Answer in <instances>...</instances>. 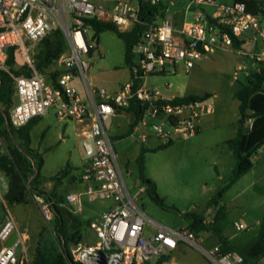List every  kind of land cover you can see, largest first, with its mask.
<instances>
[{
  "label": "built area",
  "instance_id": "obj_1",
  "mask_svg": "<svg viewBox=\"0 0 264 264\" xmlns=\"http://www.w3.org/2000/svg\"><path fill=\"white\" fill-rule=\"evenodd\" d=\"M140 0H0V70L9 72L8 53L11 48L20 51L30 63L35 47L51 32L60 29L67 50L57 59L63 71L56 84H51L33 65L32 74H11L16 103L9 111V122L20 128L31 120L53 110L66 122L87 123L81 148L83 157L79 180L85 184L80 192L66 195L65 205L73 214L81 213L85 200L107 201L109 204L91 220L89 228L95 235L88 246L78 245L71 250L72 259L80 264H177L171 253L180 245L200 248L212 264H243L236 252L223 253L217 245L201 248L194 232L187 228L174 230L152 223L154 232L147 233L151 222L137 203L145 190L138 186L132 196L124 171L118 161L109 134V120L126 112L133 100L144 108L136 122L132 137L140 143L155 137L167 144L198 135L202 117L214 112L207 100L173 103L157 87H147L150 76L191 70L198 62L217 51H233L241 57L252 58L264 64V11L253 13L243 2L222 3L219 0H188L184 13L192 12L190 19L181 22L175 18V1L145 0L150 5L163 4L164 14H156L133 48L132 72L142 84L135 89L130 78L115 92L95 87L88 80L91 50L97 49V38L85 20L115 25L121 31L130 30L139 22ZM192 9V10H191ZM235 40L241 42L236 47ZM249 50H245V45ZM34 50V51H33ZM244 69L239 66L235 79ZM78 81L86 91L81 97ZM35 198L39 199V196ZM51 219L50 204L42 208ZM236 231L246 230L243 223H235ZM18 226L11 211L6 209L0 227V241L5 243ZM27 239L19 237L11 245L0 248V264H31Z\"/></svg>",
  "mask_w": 264,
  "mask_h": 264
},
{
  "label": "rangeland",
  "instance_id": "obj_2",
  "mask_svg": "<svg viewBox=\"0 0 264 264\" xmlns=\"http://www.w3.org/2000/svg\"><path fill=\"white\" fill-rule=\"evenodd\" d=\"M219 1L233 2V0ZM174 3L178 6L179 1ZM191 16L192 12L185 14L183 10L177 12L174 18L181 22L185 17L190 19ZM48 39L51 43H55L54 35H50ZM249 48L247 44L244 49L249 50ZM64 49L67 50L66 42ZM43 51L44 45L41 41L30 56L29 63L20 51L15 50L13 69L18 70L25 65H33L36 68ZM124 56L123 40L110 31L101 33L97 49L89 58L91 67L88 75L95 76L93 81L96 85L117 88L130 79ZM242 61L247 65L244 69L248 73L243 76L245 79L262 68V65L255 63L252 58L241 57L233 51H217L198 62L189 71L179 68L175 73L147 79L146 85L160 86L169 96H203L209 93L211 97L207 102L214 109L212 114L202 117L201 135L191 139L176 140L165 149L145 153L144 175L157 184L158 195L163 200V206L154 202L146 192V184L141 182L145 190L138 196L137 203L149 219L174 230L182 228L190 230L192 219L185 217L187 213L202 215L207 222L214 220L216 209L210 201L216 191L227 184L236 164L233 153L227 148L225 141L235 137L238 130L239 102L234 93L239 85L243 84L241 80L244 78L236 80L234 73L237 66L243 64ZM60 69L54 61L45 66L41 73L49 80L55 81L61 72ZM45 121L51 124L49 129L43 131V124L40 122L31 132L32 148L40 151L45 161L41 171L40 187L47 191L45 185H53V190L47 192H55L57 195L55 201L60 202L61 207L70 211L64 199L70 186L75 184L79 188L81 186L77 182L83 157L81 138L76 136L78 131L75 122H70L67 130L65 123L57 119L53 110L49 111ZM63 136L66 138L64 141ZM158 142L161 141L152 138L147 144L153 147ZM128 145L130 148L125 156L124 149ZM113 146L124 171L129 191L135 196L138 187L135 186L134 181L138 178L139 171L130 153L133 146L130 140L113 141ZM253 161V168L224 193L221 199V205L225 207L227 213V221L222 223V230L237 246H243L254 239L257 241V246L264 245V236H259L264 217V149L257 153ZM45 204L49 203L40 197L28 204L11 208L19 232L27 239L31 261L35 258L40 234L54 235V214L51 219L44 216L42 208ZM108 204L107 201L85 200L82 212L73 214L84 223L80 228L84 240L78 244H70V251L78 245L84 247L94 241L95 235L87 222L90 218H97ZM235 223H243L247 227L246 230L236 231ZM151 226L152 223L148 222L147 230ZM19 232L15 230L9 241L18 239ZM196 239L204 249L218 245V239L212 231L203 230L198 233ZM171 259L178 264H212L200 248L186 244L174 250Z\"/></svg>",
  "mask_w": 264,
  "mask_h": 264
},
{
  "label": "trees",
  "instance_id": "obj_3",
  "mask_svg": "<svg viewBox=\"0 0 264 264\" xmlns=\"http://www.w3.org/2000/svg\"><path fill=\"white\" fill-rule=\"evenodd\" d=\"M234 2H243L247 9L253 13L264 11V1L262 0H234ZM139 22L128 31H121L115 25L102 23L95 20H85V23L95 32L97 43L101 33L110 31L115 33L125 44V63L130 70V78L134 81L135 89L142 84V80L135 79L132 72L134 65L133 48L140 41L142 33L154 20L156 14H164V5H150L145 0L139 1ZM179 7L171 8L172 11ZM50 35L55 36V43L49 41ZM44 51L37 61L36 69L41 73L43 68L56 61L66 50L65 38L60 29L51 32L43 40ZM236 47L241 42L235 40ZM15 48H11L8 53L9 72L0 70V137L5 145V152L0 156V171L4 172L9 180V188L0 202V224L6 215V209L13 205L28 204L34 201L36 196L42 197L53 207V228L54 235L40 234L38 245L35 249V258L31 264H80L72 259L70 244H78L84 240L81 231L83 222L79 220L72 212L60 206V202L55 201L57 195L55 192L48 193L40 187L41 171L44 166V157L36 149L31 147V130L36 123V119L31 120L27 125L16 128L10 125L8 128L9 111L15 104V87L11 74L26 75L32 74L31 69L25 65L15 70ZM96 49L91 50V54ZM60 74L63 72L60 69ZM42 74V73H41ZM59 74V75H60ZM47 80L55 85V81ZM240 88L234 93L239 102L238 112V130L235 137L225 141L227 148L233 153L236 160L233 174L222 188L216 191L210 204L215 206L216 216L211 222L199 214L187 213L185 217L192 219L189 229L198 236L203 230L212 231L217 239L218 246L223 253L236 252L244 259L243 264H257L264 257V245L257 246V241L251 240L243 247L234 246L223 234L222 223L227 221L225 207L221 205V199L238 180H240L254 166L253 158L257 153L264 149V64L262 68L247 77ZM210 94L203 96L188 95L184 97H175L173 103L188 102L191 100H208ZM144 108L138 101L133 100L127 112L130 113L133 121L130 130L119 137L124 139L133 133L132 130L136 122L143 116ZM173 142L163 144L152 152L165 149L171 146ZM149 150L143 147L136 158L139 176L141 182L146 184V192L156 203L163 206V200L158 195L157 184L150 181L146 183L145 172V153ZM60 200V199H59ZM65 202V199H64ZM91 220H88L89 226ZM75 231V232H73ZM264 236V217L262 220L259 236ZM258 237V236H257ZM149 264V263H145Z\"/></svg>",
  "mask_w": 264,
  "mask_h": 264
},
{
  "label": "crops",
  "instance_id": "obj_4",
  "mask_svg": "<svg viewBox=\"0 0 264 264\" xmlns=\"http://www.w3.org/2000/svg\"><path fill=\"white\" fill-rule=\"evenodd\" d=\"M234 1V0H233ZM262 1V0H261ZM264 1V0H263ZM186 4H187V1L186 0H181V1H179V3H178V7H179V9L178 10H176L175 11V14L177 13V12H181V11H183L184 10V7L186 6ZM99 44V41H98V43H97V45ZM94 53V52H93ZM93 53L91 54V57H92V55H93ZM242 65L241 64H239L238 66H237V68L239 67V66H242V68L243 69H246L247 68V65L245 64V62H243L242 61ZM236 68V69H237ZM129 69V68H128ZM129 72H130V70H129ZM248 73H246V71L245 70H243L240 74H239V77H238V79L240 78V80H241V77L242 78H244L243 76L244 75H247ZM89 77H88V80H89V82L91 83V85H93V86H95V87H105V86H100V85H96L95 83H94V79H95V76H90V75H88ZM150 77H152V76H150ZM150 77H148L149 79H150ZM147 78V79H148ZM147 79H146V81H145V85H146V82H147ZM238 79H236V80H238ZM245 81V78H244V80H241V82H244ZM75 84L78 86V88H79V93L81 94V97L82 98H84V99H86V91H85V89H84V87L82 86V85H80L79 83H78V81H75ZM121 85V84H120ZM147 87H157L159 90H160V92L162 93V95L165 97V98H174V97H184V96H188V95H181V96H176V95H171V96H169V95H167V94H165L164 93V91H162L163 89H162V87H160V86H157V85H146ZM168 87H170V85H168ZM105 88H107V87H105ZM240 88V85H239V87H238V89ZM109 91H111V92H115V91H117L118 89H119V86L117 87V88H107ZM162 89V90H161ZM237 89V90H238ZM236 90V91H237ZM235 91V92H236ZM206 94H209V93H206ZM14 101H15V103H16V101H17V98H16V96L14 97ZM49 113H47L46 115H44V116H41V117H39V118H37L36 119V123L34 124V126L33 127H36V126H38L39 124H40V122L43 124V131H45L46 129H49L50 128V126H51V124L48 122V121H45V118H46V116L48 115ZM204 117V116H203ZM58 119V118H57ZM60 120V119H59ZM60 121H62V120H60ZM132 121H133V119H132V117H131V115H130V113L129 112H123V113H118L117 115H115L114 117H112L110 120H109V134H110V137H111V139H112V142L113 141H119V140H123V141H126V140H130V144H131V146H133V149H132V151L130 152L131 153V156H133V158L135 159V161H136V158H137V156L139 155L138 153H137V150H136V146H137V144H141V148L143 147L144 149H146V150H152V149H154V148H157V147H159V146H161V145H163V143H161V142H158V143H156L153 147L152 146H149L148 144H147V142H149V140L150 139H152V138H155V137H151V138H149L146 142H144V143H140L139 141H136L135 139H134V137H132V134H131V136H129V137H127V138H124V139H119V137L121 136V135H124V134H126L129 130H130V125H131V123H132ZM62 122H64L65 123V126H66V128H67V130L69 129V123L70 122H66V121H62ZM202 125H203V123H202V120H201V126H200V130H199V133H198V135H201L202 134ZM75 128H76V130L78 131L77 133H76V136L78 137V138H81V141H82V139H83V131L87 128V123L85 122V123H78V122H75ZM33 129V128H32ZM31 132H32V130H31ZM132 132H133V130H132ZM197 135V136H198ZM63 138V141L66 139L65 138V136H63L62 137ZM158 139H156V141H157ZM159 141V140H158ZM175 142V141H174ZM173 142V143H174ZM32 145H33V143H32V138H31V147H32ZM129 148H130V145H128L125 149H124V155L126 156V153H127V151L129 150ZM141 148H140V150H141ZM5 152V145H4V143H3V141H2V139H1V137H0V156L3 154ZM40 152V151H39ZM41 153V152H40ZM129 153V154H130ZM140 153V152H139ZM81 165V164H80ZM79 170H80V168H79ZM78 183H80V188L75 184V185H72V186H70L68 189H67V193H66V195L67 194H69V193H72V192H80V191H83L84 190V188H85V184L84 183H82L80 180L79 181H77ZM136 182V180L134 181V183ZM77 183V184H78ZM135 186H136V184H135ZM8 188H9V180H8V178H7V176L5 175V173L4 172H2V171H0V202L1 201H3V197H4V195L6 194V192L8 191ZM45 189L47 190V191H51V190H53V185H49V186H47V185H45ZM65 189H63V191H64ZM76 190V191H75ZM65 192H66V190H65ZM66 197V196H65ZM21 205H23V204H21ZM14 206H16V205H13V206H11L10 208H7V209H9L10 211H11V208L12 207H14ZM19 206V205H18ZM90 220H92V218H90ZM150 221H151V223H156L157 225H161V224H159V223H157V222H155L154 220H152V219H149ZM3 221H4V219H3ZM3 221H2V223H3ZM2 223L0 224V227H1V225H2ZM19 229V228H18ZM152 232H154V228H153V226H151V228L150 229H148L147 230V233L148 234H150V233H152ZM223 234H224V231H223ZM23 235V234H22ZM225 235V234H224ZM258 235V234H257ZM226 236V235H225ZM24 237V236H23ZM228 239H229V241L231 242V240H230V238H229V236H226ZM256 237V236H255ZM10 239H8L5 243H2L1 241H0V248L3 246V244H5V245H11L13 242H14V240L11 242V241H9ZM251 241V240H250ZM249 241V242H250ZM232 243V242H231ZM233 244V243H232ZM247 244V243H246ZM246 244H244L243 246H245ZM234 246H236V247H243V246H237V245H235V244H233ZM172 261H174V262H176L175 260H172ZM177 263V262H176ZM178 264V263H177ZM257 264H264V257L263 258H261L259 261H258V263Z\"/></svg>",
  "mask_w": 264,
  "mask_h": 264
},
{
  "label": "water",
  "instance_id": "obj_5",
  "mask_svg": "<svg viewBox=\"0 0 264 264\" xmlns=\"http://www.w3.org/2000/svg\"><path fill=\"white\" fill-rule=\"evenodd\" d=\"M7 124H8V128H10L11 126V124H10V122L8 121L7 122ZM140 148H141V144H137V146H136V150H137V153L139 154V152H140ZM146 183H150V180H146ZM141 185V180L139 179V178H137L136 179V186L138 187V186H140ZM52 209H53V207H52Z\"/></svg>",
  "mask_w": 264,
  "mask_h": 264
}]
</instances>
